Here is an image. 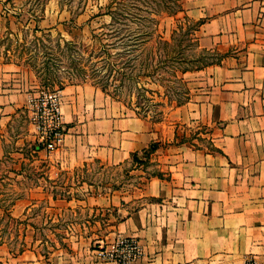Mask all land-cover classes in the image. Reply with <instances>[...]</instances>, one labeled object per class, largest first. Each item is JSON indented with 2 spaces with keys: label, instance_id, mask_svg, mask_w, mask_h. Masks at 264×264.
I'll return each instance as SVG.
<instances>
[{
  "label": "crops",
  "instance_id": "crops-1",
  "mask_svg": "<svg viewBox=\"0 0 264 264\" xmlns=\"http://www.w3.org/2000/svg\"><path fill=\"white\" fill-rule=\"evenodd\" d=\"M184 1L200 22L198 45L217 55L181 74L187 100L152 123L96 87L65 86V135L50 157L71 170L90 162L140 166L144 183L127 197L94 188L81 200L121 215L112 235L132 236L142 248L127 264H243L248 257L264 264V0ZM36 86L26 70L0 61V131L21 121L22 133L35 138L27 100ZM184 123L198 137L175 132ZM82 257L43 260L0 242V264H115Z\"/></svg>",
  "mask_w": 264,
  "mask_h": 264
},
{
  "label": "rangeland",
  "instance_id": "rangeland-1",
  "mask_svg": "<svg viewBox=\"0 0 264 264\" xmlns=\"http://www.w3.org/2000/svg\"><path fill=\"white\" fill-rule=\"evenodd\" d=\"M153 1L0 0V61L26 70L34 90L96 87L120 107L164 121L178 99L187 100L178 69L217 55L198 45L197 22L184 0L182 10L170 12ZM184 124L175 132L198 137ZM23 126L17 121L0 131V242L12 252L33 249L43 260L81 252L86 261L111 262L121 252L116 243L134 237L112 235L121 216L115 208L81 200L94 188L127 197L144 183L140 166L63 168Z\"/></svg>",
  "mask_w": 264,
  "mask_h": 264
},
{
  "label": "built area",
  "instance_id": "built-area-1",
  "mask_svg": "<svg viewBox=\"0 0 264 264\" xmlns=\"http://www.w3.org/2000/svg\"><path fill=\"white\" fill-rule=\"evenodd\" d=\"M61 103L58 89L39 88L34 90L27 100L29 121L34 126L36 144L38 148L48 153L59 148L64 139L65 127ZM116 245L121 248V252L111 255L110 259L115 264L135 261L141 256L142 248L135 238H121ZM243 264H256V262L254 258L248 257Z\"/></svg>",
  "mask_w": 264,
  "mask_h": 264
},
{
  "label": "trees",
  "instance_id": "trees-1",
  "mask_svg": "<svg viewBox=\"0 0 264 264\" xmlns=\"http://www.w3.org/2000/svg\"><path fill=\"white\" fill-rule=\"evenodd\" d=\"M153 2H155L158 5H160L162 3V5H163L162 9H164L165 11H168V12L176 10V9L182 10V6H183V0H158V2H157V0H154ZM196 22H197V25H196V29L195 30L198 29V26L200 24L199 21H196ZM164 43L167 44L168 42L165 40ZM204 52H205V50H204ZM189 61L191 63L190 65L183 66V67L178 69V72H180V74H183L184 72L190 71V70H193V69L201 68V67L207 65L208 63H210V61L204 60L202 56H200L199 58H192ZM177 79H178V82H180V84L182 86H184L182 92H183V95H184V99H187L188 95H189V90H188V88L186 86V83H185V81H184L182 76H179ZM182 102H183V100H179L178 99L177 104L179 105ZM153 147L154 146H152V148Z\"/></svg>",
  "mask_w": 264,
  "mask_h": 264
}]
</instances>
